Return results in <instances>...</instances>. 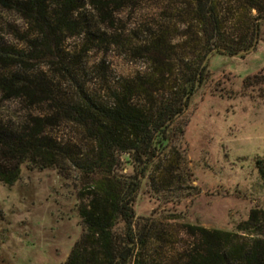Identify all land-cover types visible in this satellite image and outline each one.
I'll use <instances>...</instances> for the list:
<instances>
[{
    "label": "rangeland",
    "instance_id": "374dc122",
    "mask_svg": "<svg viewBox=\"0 0 264 264\" xmlns=\"http://www.w3.org/2000/svg\"><path fill=\"white\" fill-rule=\"evenodd\" d=\"M211 1L226 41H250L256 25L258 41L244 55L209 56L208 82L177 120L172 144L142 178L133 211L150 232L147 264H185L202 250L200 227L229 232L240 242L264 238V180L257 169V160H264V0H255L260 13L250 8L251 0ZM81 3L79 24L64 33L53 64L0 62V75H43L49 86L34 97H7L0 88V131L24 137L38 132L59 150L58 162L23 164L14 184L0 181V264H65L85 232L80 209L90 198L82 191L100 174H89L83 164L96 157L97 145L92 126L64 110L85 99L113 105L115 94L138 77L152 81L154 96L137 89L132 103L154 108L180 84L185 61L199 62L207 47L191 0ZM158 31L173 48L154 65L135 48ZM33 37L26 18L0 7L2 45L24 50ZM1 151L0 145L3 161ZM112 162L122 180L140 167L126 152L116 151ZM122 228L120 223L117 233Z\"/></svg>",
    "mask_w": 264,
    "mask_h": 264
},
{
    "label": "trees",
    "instance_id": "16d2710c",
    "mask_svg": "<svg viewBox=\"0 0 264 264\" xmlns=\"http://www.w3.org/2000/svg\"><path fill=\"white\" fill-rule=\"evenodd\" d=\"M196 19L205 25L206 50L197 61H185V73L180 84L171 87L168 95L154 108L132 103L137 89L154 96L152 81L138 77L134 84L124 85L115 94L113 105H99L85 99L64 110L66 115L80 123H87L97 145L96 157L83 164L89 174L98 175L82 191L90 200L80 209L85 232L78 239L65 264H147L144 249L150 232L135 218L133 203L144 178L160 155L176 136V122L190 107L198 90L209 80L208 58L212 54L244 55L257 44L256 35L245 43L225 40L220 16L211 0H191ZM0 7L20 13L31 24L34 37L24 50L0 43V62L6 66L34 68L37 64H53L60 56L63 35L75 30L80 20L81 0H0ZM250 8L261 12L259 3L250 1ZM261 20V17L260 19ZM168 37L159 31L135 48V53L151 60L154 65L165 62L172 53ZM167 53V54H166ZM155 74V73H153ZM0 88L7 97L12 95L34 97L48 91L43 75L24 73L0 75ZM47 96V95H46ZM45 96V97H46ZM38 131V130H36ZM34 132L27 137L0 131L2 146L0 181L12 185L22 174V165L35 163L46 167L59 161L58 145L49 137ZM132 154L139 170L131 177L120 179L114 171L115 152ZM257 169L264 180V160H257ZM251 219L257 211H252ZM122 233H117L119 224ZM202 250L192 254L185 264H264V238L251 243L240 242L236 235L221 230L200 227Z\"/></svg>",
    "mask_w": 264,
    "mask_h": 264
}]
</instances>
